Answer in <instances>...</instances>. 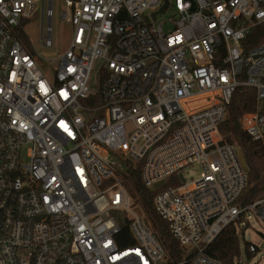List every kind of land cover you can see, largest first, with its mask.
Returning <instances> with one entry per match:
<instances>
[{
	"label": "built area",
	"instance_id": "1",
	"mask_svg": "<svg viewBox=\"0 0 264 264\" xmlns=\"http://www.w3.org/2000/svg\"><path fill=\"white\" fill-rule=\"evenodd\" d=\"M36 1L0 0V264H222L207 250L228 226L249 212L264 225V197L239 203L247 171L220 133L249 87L257 110L240 124L264 143V40L245 46L256 29L264 39V0H62L71 34L54 58L15 34ZM53 5L41 0L47 48ZM130 166L156 191L181 262L128 193Z\"/></svg>",
	"mask_w": 264,
	"mask_h": 264
},
{
	"label": "trees",
	"instance_id": "2",
	"mask_svg": "<svg viewBox=\"0 0 264 264\" xmlns=\"http://www.w3.org/2000/svg\"><path fill=\"white\" fill-rule=\"evenodd\" d=\"M28 22L29 20L23 21L21 26L16 29L15 34L26 47L32 50L31 39L25 30ZM257 32V29L254 30L247 39L246 49L259 45L264 40L263 36ZM256 97V90L253 88H237L228 105L227 118L220 125L223 143L237 146L243 152L247 163V188L239 199L242 206L249 205L264 197V143L252 140L240 124V118L244 113L257 110ZM261 111L264 113V110ZM124 183L135 204L142 208L152 225L154 233L165 246L169 262H181L186 255V251L171 234L168 222L156 211L153 202L156 191L150 190L144 185L139 166H130L127 169ZM122 234L127 237V227L123 228ZM246 243L248 249L250 243ZM207 253L222 264H236L241 255L238 225L231 224L228 226L209 246ZM248 253L249 256H253V253L249 250Z\"/></svg>",
	"mask_w": 264,
	"mask_h": 264
},
{
	"label": "rangeland",
	"instance_id": "3",
	"mask_svg": "<svg viewBox=\"0 0 264 264\" xmlns=\"http://www.w3.org/2000/svg\"><path fill=\"white\" fill-rule=\"evenodd\" d=\"M61 1L62 0H54V18H53V46L50 48L44 47L41 43V29H42V15H41V0L36 1V5L39 8V11L35 12L28 24L25 27L26 32L28 33L33 48L43 57L54 58L57 57L64 49L67 47L70 41L71 34V25L60 19V11H61ZM171 10L164 12L160 15V18H168L171 16ZM48 25V19L45 18L43 20V26L46 28ZM99 65L96 67L93 73V79L91 82V86L96 88L99 84ZM185 175L188 178V183L195 180L199 174V168L197 166L190 167L185 169ZM245 218L248 220H244L239 226L238 232L240 234L241 240V255L239 258V264H264V225L262 222L256 217V215L251 212L245 215ZM252 243L256 245L259 249L258 252L252 254L253 256H249L247 243Z\"/></svg>",
	"mask_w": 264,
	"mask_h": 264
},
{
	"label": "water",
	"instance_id": "4",
	"mask_svg": "<svg viewBox=\"0 0 264 264\" xmlns=\"http://www.w3.org/2000/svg\"><path fill=\"white\" fill-rule=\"evenodd\" d=\"M167 7V2L166 4L161 8L160 12H163ZM156 15V14H155ZM238 155H239V160L242 164V166L244 167L245 170H247V163H246V160H245V157L243 155V152L241 150H239L238 152ZM163 184V182L160 183V185ZM159 184L156 185V187H158Z\"/></svg>",
	"mask_w": 264,
	"mask_h": 264
}]
</instances>
